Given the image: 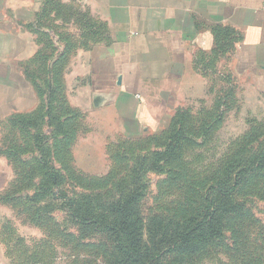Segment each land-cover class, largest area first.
<instances>
[{"label": "crops", "instance_id": "crops-1", "mask_svg": "<svg viewBox=\"0 0 264 264\" xmlns=\"http://www.w3.org/2000/svg\"><path fill=\"white\" fill-rule=\"evenodd\" d=\"M69 34L90 41L57 79L70 108L88 116L92 139L162 133L208 79L230 77L246 96L264 98L263 0H0V143L3 130L5 139L22 137L20 118L45 113L50 93L36 88L34 60L61 65ZM50 48L61 51L53 57ZM9 163L0 155V200L14 177Z\"/></svg>", "mask_w": 264, "mask_h": 264}, {"label": "rangeland", "instance_id": "rangeland-1", "mask_svg": "<svg viewBox=\"0 0 264 264\" xmlns=\"http://www.w3.org/2000/svg\"><path fill=\"white\" fill-rule=\"evenodd\" d=\"M82 36V40L79 35L66 36L62 42L67 47L66 57L59 60L58 69L51 57L34 60L33 74L40 79L36 81L40 88L43 87L42 78L48 73L53 77L60 69L68 70L70 60L80 51L77 46L89 44L90 37ZM47 50L45 52H50L53 57L61 51ZM209 74L203 72L202 76L209 78ZM200 85L202 88L196 90L198 95L185 97L176 110H188L192 115L187 124L188 139L184 142L181 159L165 166L166 170L175 168L179 178L171 179L167 174L155 172L145 177L147 191L140 205L144 242L149 240L148 229L153 217L180 219L187 216L195 199L219 179L227 163L239 157L258 155L264 147V98L246 96L245 91L242 93L234 86L230 77L225 82L208 79ZM63 91L64 108L74 112L67 91ZM216 91L221 94L215 96ZM72 112H67L70 130L62 148L52 130L49 141H41L37 149L34 144L23 143L25 136L14 133L8 137L10 141H6L3 130L0 151L18 156L20 162L9 160L14 177L0 200V264H111L116 260L109 237L93 228L84 229L71 216L66 203L69 200L80 202L88 196L112 199L115 187L110 177L122 174L130 164L120 159L127 158L132 150H156L164 143L165 135L135 144L125 142L121 137L92 139L88 116L76 113L74 119H69ZM203 122L213 128L203 130ZM80 135L82 145L78 157L72 149ZM91 140L95 145H83ZM15 141H19L18 144H13ZM116 153L124 156H115ZM42 162L48 164L47 170ZM49 168L60 174L63 182L60 187H54L50 182L49 195L45 193L42 198L41 185L44 180L47 184L44 175ZM234 201L243 211L226 221L221 239L203 251L186 256L168 254L163 264H264V170L245 176Z\"/></svg>", "mask_w": 264, "mask_h": 264}, {"label": "trees", "instance_id": "trees-1", "mask_svg": "<svg viewBox=\"0 0 264 264\" xmlns=\"http://www.w3.org/2000/svg\"><path fill=\"white\" fill-rule=\"evenodd\" d=\"M39 57L42 60L48 58L47 56L43 57L42 54ZM58 63L54 64L56 69L60 67ZM58 72L56 71L50 80H44L42 88L36 83L39 78L33 74L36 88L40 94L49 92L50 101L44 114L39 112L18 120L19 131L22 137L26 138L23 143L34 144L35 149L40 148L41 141L43 143L49 141L50 134L45 135L42 127L46 118L48 119L47 124L57 136L61 148L67 143L66 136L69 133V123L71 122L68 120L67 112L72 111L67 107L64 108L65 101L62 95V83L57 79ZM219 101L221 102V99ZM219 101L216 109H218ZM72 113L73 116L69 119H74L77 116L75 112ZM191 116L188 110H178L171 118L169 126L162 133L137 142L124 139L127 143L135 144L149 140L151 137L165 135L164 143L157 146L156 150H132L127 154V158L120 159V161L130 162V164L122 174L110 177L111 183L115 187V195L112 199L105 200L101 196L94 198L88 196L80 202L69 200L66 203L70 208L71 216L83 225L84 229L93 228L109 237L116 251V260L111 264H163L168 254L178 253L179 256H186L188 253L203 251L212 242L223 237L226 221L230 220L231 216L243 211L242 206L234 201V196L248 173L264 170V147L258 155L239 157L227 163L220 173L219 179L202 196L195 199L187 216L180 219L153 217L148 229L149 240L144 242V223L140 214V205L147 191L145 177L148 173L155 172L167 174L171 179L179 178V176L176 177L175 168L166 170L165 166L175 164L181 159L184 142L188 139L187 124L191 120ZM218 119L220 121V115L217 116ZM202 126L203 130L213 128L206 122H203ZM6 141H10L9 138ZM13 144H17L16 141ZM0 154L13 162L19 160L18 156H13L8 151H0ZM120 155L115 154V156ZM42 163L44 164V162ZM47 167L48 164L43 165L46 170ZM44 176L47 178V187L44 180L41 185L42 198L45 193L49 192L50 182L54 187H60L63 182V179L60 178L62 176L50 168Z\"/></svg>", "mask_w": 264, "mask_h": 264}, {"label": "built area", "instance_id": "built-area-1", "mask_svg": "<svg viewBox=\"0 0 264 264\" xmlns=\"http://www.w3.org/2000/svg\"><path fill=\"white\" fill-rule=\"evenodd\" d=\"M263 7H264V0H263Z\"/></svg>", "mask_w": 264, "mask_h": 264}]
</instances>
